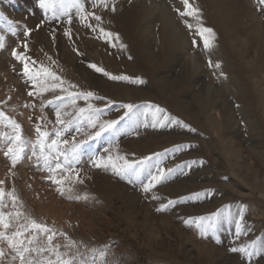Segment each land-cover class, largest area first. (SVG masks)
Here are the masks:
<instances>
[{"label": "rangeland", "instance_id": "1", "mask_svg": "<svg viewBox=\"0 0 264 264\" xmlns=\"http://www.w3.org/2000/svg\"><path fill=\"white\" fill-rule=\"evenodd\" d=\"M227 2L228 9L217 14L207 8V1L194 0L205 26L215 32V48L206 53L202 44L193 48L191 33L173 10L182 9L180 0H114V12L113 0L107 9L86 3L88 11L101 16L100 26L119 36L123 50L119 43L111 47L98 39V33L80 23L75 9L69 12V24L59 4L45 10L39 0H0V37L4 41L0 111L22 126L25 139L35 141L38 117L49 129L55 125L54 105L41 111V100L67 93L29 97L32 86L22 74V63L13 58V49L76 85L71 91L94 94L96 98L78 99L75 106L66 101L70 113L88 103L101 110L97 128H89L85 122L81 132H76L74 122L64 133L69 141L73 137L84 141L79 148L84 182L68 181L65 195L46 179L48 173L40 170L35 158L28 159L30 145L24 159L11 168L10 159L4 156L6 141H0V180L5 181V189L15 190L18 207L26 216L67 235L68 240L58 236L54 244L75 256L77 264L81 258L88 264L94 259L95 264H264V250L251 259L230 251L253 240L258 247L264 246V4L259 0ZM222 19L232 27L228 33ZM25 29L30 30L27 37ZM65 30L70 37L64 35ZM161 30L173 37L172 46L163 40ZM209 59L213 64L219 62L220 69L210 68ZM90 63L130 80H110L90 69ZM136 78L145 83L131 82ZM25 104L36 107L25 108ZM124 104L133 105L132 110L123 108ZM156 107L186 127L171 123L153 127L157 119H163L155 113ZM107 121L118 124L113 131L89 139ZM5 132L10 134V129L0 124V133ZM158 153H164L159 157L160 166L173 172L144 193L142 185L156 170ZM93 155L124 156L129 162L153 159L139 166V177L130 183L110 171L93 168L88 163ZM197 193L203 195L195 199ZM77 196L87 198L77 200ZM168 200L177 203L157 212ZM241 206L245 211L242 234L237 237L235 220L240 219ZM229 212L231 218L224 219ZM216 213L219 216L213 217ZM201 216L217 220L215 237L211 233L202 237L194 223H184ZM69 241L75 247H65ZM41 243L46 246V237ZM0 247L7 249L6 244L0 243ZM10 261L11 255L0 264Z\"/></svg>", "mask_w": 264, "mask_h": 264}, {"label": "snow or ice", "instance_id": "2", "mask_svg": "<svg viewBox=\"0 0 264 264\" xmlns=\"http://www.w3.org/2000/svg\"><path fill=\"white\" fill-rule=\"evenodd\" d=\"M261 4H264V0H259ZM86 3H90L91 7H103L107 9L109 7V0H39V6L45 10L49 8L55 9L59 4L61 8V14L67 17V23H72V16L69 14L70 10L75 9V13L80 23L90 29L94 33H98L97 38L103 40L111 47H116L119 43L121 50L125 48V45L120 43V38L117 34L107 31L104 27L100 26L101 16L96 15L94 11H88ZM182 4L181 8L174 7V11L177 13L181 22L189 30L192 35L191 44L193 48L199 47L201 44L203 50L208 53L215 48V32L213 28L207 27L204 24L202 13L194 3V0H180ZM111 10L114 12V0ZM188 18L195 21V24L190 23ZM3 19V17H0ZM54 19H59V16L54 14ZM96 21L94 26L90 21ZM30 30L25 29L24 35L27 37ZM65 36L70 37V32L65 30ZM25 50L27 49V43L23 45ZM4 48L3 37H0V49ZM76 51L75 49H73ZM79 54V53H78ZM12 56L23 65L22 74L26 81H28L32 89L28 91L27 95L33 99L43 97L45 93H67V95H55L53 100L44 101L41 100L40 107L43 111L49 105H54L55 113V125L52 129H49L46 124L43 123L41 118H37V122L34 127L36 139L34 142H30L25 139L23 135L22 126L13 118L7 116L3 111H0V124L4 128L10 129V134L0 133V141H6L7 150L4 152V156L10 159L11 168H15L23 159L25 149L32 148L31 156L28 159L35 158L36 165L42 171H46L48 175L46 179L56 186V190L60 195H65V186L68 181L73 184H82L84 181L80 179V164L81 157L79 154V148L84 141H76L73 137L72 141H69L64 133L71 128L75 122V131L81 132L83 124L86 122L89 128H97L98 126V113L99 109L93 108L91 103L87 104L86 108H79L78 111L70 113L67 110L66 101L72 106L76 105L78 99L85 102L94 99V94L89 91L86 93L73 92L76 85L66 82L61 76L49 67L38 64L36 61H32L24 53H19L16 49L12 50ZM51 60V57H49ZM52 61V64H55ZM208 66L214 69H220L219 62L213 64L211 59L208 60ZM88 67L94 70L96 73H101L110 80L114 81H129L130 78L125 75H111L103 68L98 67L96 64H88ZM223 75V73H221ZM138 84L145 83L142 79L136 78L135 81H131ZM67 84V87L65 85ZM59 101V103H56ZM25 108H35V104H25ZM123 108L129 112L132 110L133 105L124 104ZM155 113L163 116V119H157L153 123V127H164L168 123L180 124L181 127L186 125L181 124L178 120H171L170 117L164 114V110L156 107ZM127 115V112L125 113ZM67 117V119H66ZM122 119V118H121ZM31 120V117H29ZM51 123V121H48ZM118 121H107L104 124H99V131H96L94 135H90L89 139H95L105 131H113L116 128ZM178 150V149H177ZM107 151V149L105 150ZM164 153L156 154L157 164L154 166L155 171L149 173V180L142 185L144 193L151 192L157 185L165 181L168 176L173 172V169L165 170L161 167L162 161L159 157ZM151 156L145 157L144 160L139 162H129L124 156H91L88 163L93 168L103 169L105 172H111L113 175L120 177L121 179H128L131 183L139 177L140 165L145 164L147 161L152 160ZM117 161H123V163H117ZM192 163H195L193 161ZM203 163V162H201ZM191 166V165H189ZM11 168L9 172H11ZM14 175V173H13ZM5 181L0 180V243L6 244L7 249L0 247V262L4 261L9 255H11L10 264H77L76 257L70 253L61 252V245L54 244V240L58 236H63L65 240L68 237L65 233H57L54 229L48 227L46 224L37 222L34 219L29 218L18 207V197L15 195V190H6L4 187ZM68 192H71V188H67ZM203 193L195 194V199H199ZM72 199V196H68ZM77 200L86 199L87 197H75ZM154 200L158 197L153 196ZM177 201L168 200L167 203H162L157 212H163ZM244 207L241 206L238 209V216L240 219L235 220L236 224V236L239 237L242 234V219L244 216ZM219 214H213V217H218ZM232 213L226 214L224 219H230ZM213 217H197L194 221L185 220L184 223H194L199 234L203 237L212 234L216 235L217 220ZM46 237V246L41 241ZM219 242V241H217ZM65 247H75L74 241H69ZM264 250V246H257V241L253 240L248 246L232 247L230 251L238 253L242 256H246L251 259L254 255H258L260 251ZM47 254V255H45ZM80 264H88L87 260L81 258ZM92 264H95V259Z\"/></svg>", "mask_w": 264, "mask_h": 264}, {"label": "bare ground", "instance_id": "3", "mask_svg": "<svg viewBox=\"0 0 264 264\" xmlns=\"http://www.w3.org/2000/svg\"><path fill=\"white\" fill-rule=\"evenodd\" d=\"M205 1H207V4H206V6H207V8L208 7H210L211 9H213L214 11H216L217 12V14H220L222 11H224V10H226V9H228V3L229 2H227L226 3V1L227 0H205ZM225 1V2H224ZM229 6H231V3H230V5ZM228 11V10H227ZM227 25V20L226 19H222V26H223V30L224 31H226L227 33H228V31H231V28L232 27H230V28H228L229 26H226ZM231 25V24H230ZM257 27V26H256ZM241 29V28H240ZM237 31V30H236ZM242 31V30H241ZM243 31H244V29H243ZM245 32V31H244ZM257 34V33H256ZM161 35H162V38H163V40H165V42L167 41V42H169V44H168V46H172V44L171 43H173V37H168L165 33H164V31L163 30H161ZM248 36L250 35V34H247ZM247 35H246V37H247ZM253 35V34H252ZM252 35L250 36L251 38H252ZM170 36V35H169ZM173 36H174V34H173ZM168 37V38H167ZM246 37H244V39L246 38ZM249 37V38H250ZM168 40H167V39ZM260 38L262 39V37L260 36ZM259 38V39H260ZM258 42H259V40H258ZM262 42H264V41H262ZM175 46V45H174ZM264 48V47H263ZM168 50V49H167ZM261 51V50H260ZM261 52H263V51H261ZM260 52V53H261ZM263 54L261 53V56H262ZM226 63V62H225ZM261 69V68H260ZM260 69H259V71H260ZM263 70V69H262ZM187 75H188V78H193V75H192V73H190V74H188L187 73ZM192 81V80H191ZM188 84H190V83H187V87H186V91H189L190 90V88H191V85H188ZM189 89V90H188ZM178 104L180 105V100H179V102H178ZM210 256V255H209Z\"/></svg>", "mask_w": 264, "mask_h": 264}]
</instances>
